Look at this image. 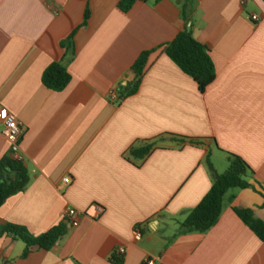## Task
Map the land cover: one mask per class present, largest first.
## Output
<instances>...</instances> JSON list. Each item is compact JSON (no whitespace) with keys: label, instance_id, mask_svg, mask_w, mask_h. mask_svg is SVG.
<instances>
[{"label":"crops","instance_id":"0c3cea01","mask_svg":"<svg viewBox=\"0 0 264 264\" xmlns=\"http://www.w3.org/2000/svg\"><path fill=\"white\" fill-rule=\"evenodd\" d=\"M121 1L0 0V109L24 128L20 155L30 175L25 191L0 207V228L38 237L68 226L69 209L78 218L54 248L26 258L23 242L0 236V264H114L119 248L122 264H264V242L234 211L264 221V0H193L188 23L184 0H135L127 12ZM188 29L216 71L203 94L164 52ZM148 51L138 91L120 100ZM53 64L72 77L63 91L42 83ZM1 129L0 160L11 156ZM162 136L142 162L130 156L135 144ZM229 154L251 168V187L230 192L207 233H183L180 223L213 184L207 159L221 174Z\"/></svg>","mask_w":264,"mask_h":264},{"label":"trees","instance_id":"16d2710c","mask_svg":"<svg viewBox=\"0 0 264 264\" xmlns=\"http://www.w3.org/2000/svg\"><path fill=\"white\" fill-rule=\"evenodd\" d=\"M135 0H122L119 8L123 12L131 9ZM193 0H184L181 5L183 20L188 23L191 20ZM90 12L87 9L84 22L81 27L87 25ZM76 31L63 44L64 48L72 46ZM165 54L170 60L197 85L200 93H205L206 89L215 81L216 71L210 58L209 50L199 43L191 32L184 30L176 38L165 46ZM153 51L142 53L132 66L135 79L127 87L123 88L120 100L134 95L141 84L148 61ZM72 80L67 69L61 64L51 65L43 74V85L53 91H63ZM164 137L155 138L135 144L130 149V156L137 162L145 160L155 149H158ZM174 142L179 144L202 145V139L175 136ZM230 165L226 172L218 174L209 158L208 168L213 177V184L210 191L195 207L188 217L180 223L183 233H207L219 221L226 202V198L231 191L245 190L251 187L248 179L253 175L248 164L238 156L229 154ZM30 184V175L26 165L14 158L6 157L0 160V207L11 197L25 191ZM234 197H231V199ZM236 215L248 227L254 235L264 242V221L257 218L251 210L234 209ZM68 226L60 223L47 233L41 236H33L25 228L7 224L0 228V236L6 235L24 243L25 250L22 258L28 257L33 249L49 251L55 247L56 243L66 236ZM114 264H122L123 257L117 254L111 258Z\"/></svg>","mask_w":264,"mask_h":264},{"label":"built area","instance_id":"2783aa9c","mask_svg":"<svg viewBox=\"0 0 264 264\" xmlns=\"http://www.w3.org/2000/svg\"><path fill=\"white\" fill-rule=\"evenodd\" d=\"M253 22H260L262 19L257 16L253 15L251 17ZM117 98L116 94H113V99L115 100ZM0 125L2 126L1 129V135L6 139V141L10 145V155L15 160L24 163L23 158L20 155V139L24 133V128L21 126V124L17 121L16 117L9 113L5 109H0ZM72 183V179L70 177H65L63 179V185L69 186ZM96 210L98 213L102 212V208L96 207ZM66 219L70 221L71 225H74L77 223V212L74 209H69L66 213ZM143 237L142 229L141 227H136L133 230V238L135 241H141ZM126 253L125 248H119L116 251V254L118 256L123 257ZM143 264H161V262L156 258H147Z\"/></svg>","mask_w":264,"mask_h":264},{"label":"water","instance_id":"95a60500","mask_svg":"<svg viewBox=\"0 0 264 264\" xmlns=\"http://www.w3.org/2000/svg\"><path fill=\"white\" fill-rule=\"evenodd\" d=\"M188 31H189V29H188ZM68 227L70 228L71 227V224H68Z\"/></svg>","mask_w":264,"mask_h":264},{"label":"rangeland","instance_id":"374dc122","mask_svg":"<svg viewBox=\"0 0 264 264\" xmlns=\"http://www.w3.org/2000/svg\"><path fill=\"white\" fill-rule=\"evenodd\" d=\"M221 174H223V172ZM231 192H233V191H231Z\"/></svg>","mask_w":264,"mask_h":264}]
</instances>
